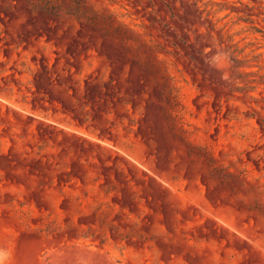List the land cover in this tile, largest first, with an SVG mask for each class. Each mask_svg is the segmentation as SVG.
I'll use <instances>...</instances> for the list:
<instances>
[{
  "label": "rangeland",
  "instance_id": "1",
  "mask_svg": "<svg viewBox=\"0 0 264 264\" xmlns=\"http://www.w3.org/2000/svg\"><path fill=\"white\" fill-rule=\"evenodd\" d=\"M0 61V264H264V0H0Z\"/></svg>",
  "mask_w": 264,
  "mask_h": 264
},
{
  "label": "trees",
  "instance_id": "2",
  "mask_svg": "<svg viewBox=\"0 0 264 264\" xmlns=\"http://www.w3.org/2000/svg\"><path fill=\"white\" fill-rule=\"evenodd\" d=\"M3 41H5V39H3ZM0 63H5V62L0 61ZM4 65H5V64H4Z\"/></svg>",
  "mask_w": 264,
  "mask_h": 264
}]
</instances>
